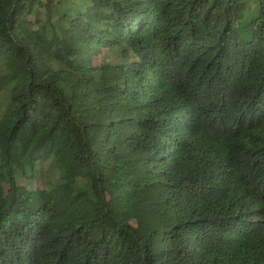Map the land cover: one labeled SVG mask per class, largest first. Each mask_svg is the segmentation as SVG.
I'll return each instance as SVG.
<instances>
[{"label": "trees", "instance_id": "obj_1", "mask_svg": "<svg viewBox=\"0 0 264 264\" xmlns=\"http://www.w3.org/2000/svg\"><path fill=\"white\" fill-rule=\"evenodd\" d=\"M247 9L0 0V264H264V0ZM47 160L49 188L17 181Z\"/></svg>", "mask_w": 264, "mask_h": 264}, {"label": "rangeland", "instance_id": "obj_2", "mask_svg": "<svg viewBox=\"0 0 264 264\" xmlns=\"http://www.w3.org/2000/svg\"><path fill=\"white\" fill-rule=\"evenodd\" d=\"M256 3V0H246V4L248 6L247 11L254 6ZM41 13L39 15V18H45L42 11H39ZM114 53L112 51L102 49L101 52L95 56L94 63L99 64L102 61H113ZM30 174V172H28ZM29 176V175H28ZM59 178V172L57 170L52 169L48 165V160L44 162L42 165L36 166V169L34 171V177L28 178L26 176L20 177L17 176V181L20 184H26L28 186H38V187H45L49 188L53 183L56 182V180ZM84 179H79L78 184H84Z\"/></svg>", "mask_w": 264, "mask_h": 264}]
</instances>
